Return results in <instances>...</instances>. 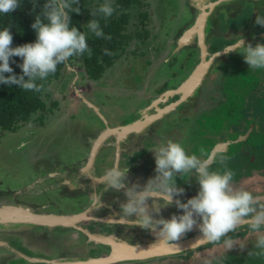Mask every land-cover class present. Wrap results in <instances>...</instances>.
<instances>
[{"label":"flooded vegetation","instance_id":"af4514ba","mask_svg":"<svg viewBox=\"0 0 264 264\" xmlns=\"http://www.w3.org/2000/svg\"><path fill=\"white\" fill-rule=\"evenodd\" d=\"M103 3L104 0H87V13L82 11L79 5L78 7L81 14H88L90 19L95 18L102 23L104 18L100 15L92 17L91 12ZM112 4L115 8L114 14L104 20L118 24V35L114 38L116 43L114 40H103V53L105 49H114V53L94 64V70H101V73L89 74L84 58L75 56L67 61L62 75L54 81L65 83V92L61 93L65 102L59 104L56 101L59 107L57 112L63 111V115L70 121L77 119L75 122L80 128L85 115L83 112H73V102H67L69 98H75L79 103L86 99L96 106L101 104L107 107L108 104L113 109H119V106L123 105L119 103L121 100L125 99V106L130 103L127 110L134 114L131 120L135 127L110 135L100 148L108 153L98 158L100 163L103 157L106 158L105 171L116 165L121 169L128 167L129 182L146 184L156 175L154 153L151 151L161 141H167L164 139L166 132L161 129L164 122L168 119L175 121V125L170 122L172 128H175L188 114H196L198 118L202 117V120L197 119L198 124L186 126L185 140H188L189 134L192 133L190 141H187V150L197 155L201 154V149L205 153H215L217 163L212 165L213 169L222 167L218 161L225 157L227 167L235 172V184L256 177L264 184V69H256V75H260L257 80L241 77L238 79L237 73H232L235 63L242 60L237 56V52L217 56L239 36H243L244 40L253 46L264 43V27L256 24L257 15L264 14V0H231L230 3L218 0H112ZM202 9L208 12L207 31L203 33L208 35V42L203 44L206 45V55L215 63L206 73L209 79L201 86L198 92L200 96L195 95L194 98L192 96L184 100L185 92H182L184 104L173 112L163 114L166 106L176 103L179 96L172 97L169 102L154 109L159 106L163 95L177 89L170 87V82L167 81L169 78L160 77L158 83V67L163 64L170 65L174 58L184 53L185 64L180 70L172 73L171 77H177L179 83L190 77L193 71L190 68L191 62L196 63L201 56L200 35L194 33L190 37V44L182 51L179 49L176 52V42L179 35H183L196 23ZM88 22L83 19L80 24L82 31L90 37L93 33L84 28ZM131 26L132 28H129ZM226 41V44L219 45ZM89 48L92 55L97 50L92 43H89ZM121 60L124 63L117 68L116 64ZM247 68L248 73L254 72L248 64ZM133 73H136L139 79L134 86L126 87L127 82L121 79ZM216 83L228 84L233 93L231 99L216 87ZM125 91L128 92L127 96H123ZM145 107L152 112L141 118L137 110ZM90 119L85 124L93 126L95 120L91 116ZM101 119L111 131L126 124L121 120L107 119L105 115ZM36 124L45 126V122ZM83 130L85 128L56 129L48 134L49 137L46 135L39 142H35L34 133L31 131V139L22 142L23 152L20 158L14 159L13 162H21L24 157L28 166H33L32 180L27 184L21 183L25 184V187L39 185L37 189L32 190L33 197L30 198L48 202L51 193H59L62 199V202L56 205L59 206V212H68L77 217L73 219L74 223L70 227L36 226L10 231L0 230V242L6 243L0 245V264H264V256L248 255L249 251L255 250L257 236L246 226L228 234L238 240L236 248L232 251L224 248L221 242L219 245L209 243L186 254L143 256L137 259L130 256L128 247L142 243L143 237L151 230L134 227L122 220L120 202L127 199L122 193H105L100 207L92 204L90 194L103 189L104 185L98 181L105 172H98V168L93 172L92 160L89 162L90 167H86L88 154L83 152L85 149H92V131ZM55 134H60L62 140H66V145L69 136L75 135L80 147L68 145L72 147L70 153L63 149L56 153V150L53 151L55 145L52 139ZM123 150L128 152L120 155ZM61 154L66 162L60 159ZM50 155H54V160L49 158ZM63 169H74V173L82 176L76 178L74 174L60 176L58 179L47 178L51 173ZM76 170L78 171L75 172ZM29 171L17 173L16 176L12 173L9 177L18 180L20 175L28 174ZM176 179L178 187L184 188L185 193L174 199L186 203L198 194L199 185L194 176L185 177V180L177 176ZM45 189L50 191L49 195H46L48 192H43ZM251 189L255 190L254 187ZM1 191L3 190L0 183ZM41 192L43 193L40 196H35ZM148 203L151 206L153 201L149 200ZM173 214L183 215V211L173 204L162 208L159 215H153L155 219H170ZM80 215L81 220L78 217ZM129 219L134 220L135 217ZM117 252H121L122 259L109 262Z\"/></svg>","mask_w":264,"mask_h":264},{"label":"clouds","instance_id":"9594fccd","mask_svg":"<svg viewBox=\"0 0 264 264\" xmlns=\"http://www.w3.org/2000/svg\"><path fill=\"white\" fill-rule=\"evenodd\" d=\"M230 3L231 0H218ZM38 0H33V7ZM80 0H46L42 11L36 15L32 28L37 33L34 43L12 47L13 34L11 26L0 30V84L17 85L25 91L41 92L43 83L49 75L55 74L58 66L65 64L72 57L87 53L92 55L87 41V33L73 26L71 13L80 14ZM75 5V7H74ZM21 6V0H0V14H11ZM112 0H104L97 9L91 12L104 19L114 14ZM256 24L264 27V14L256 17ZM97 38L111 40L105 36L99 20L93 18L84 25ZM106 55H112L107 49ZM238 52L244 57L250 70L264 69V43L253 46L239 36L233 43L220 51L221 54ZM13 57L23 60L18 67L23 75L17 76L10 66ZM9 74V75H5ZM27 77V79H25ZM154 153L156 175L146 184H133L128 181L129 168L121 169L118 165L107 169L98 183L104 185L102 190L93 191L90 199L94 206L103 204L105 193H122L127 199L120 202L121 218L134 227L151 230L163 241H179L194 228L199 229L202 237L198 241L221 244L232 251L238 240L229 236L237 229L247 227L256 234L254 251L249 256H264V196H257L252 191L237 187L234 183L235 172L227 167L226 158L218 161L222 167L213 169L217 163L215 153H190L179 141L168 139L161 141L151 151ZM177 176L195 177L199 185L196 196L182 203L175 197L183 196L185 189L178 187ZM149 200L153 203L150 206ZM159 200L160 202H157ZM175 206L183 211V215L173 214L170 219H155L162 208ZM135 217L134 220L129 219Z\"/></svg>","mask_w":264,"mask_h":264},{"label":"water","instance_id":"95a60500","mask_svg":"<svg viewBox=\"0 0 264 264\" xmlns=\"http://www.w3.org/2000/svg\"><path fill=\"white\" fill-rule=\"evenodd\" d=\"M207 14L208 12L203 11L202 9V12L200 13L196 23L190 29L184 32L183 35H179L177 38L176 52H178L179 49L182 50L183 48L188 46V44H190V37L194 35V33L200 35L199 46H200L201 56L200 59H197L195 66L192 68L193 71L190 77L186 79V81L179 83L177 89H173L167 95H163L162 98H160L159 100L160 104L159 106L158 105L155 106L154 108L155 110L157 108H160V106H163L164 104L169 102L172 97L179 96V99L178 101H176V103H170L166 106L163 114L166 112L169 113L175 111L176 108H179L181 104L183 105L184 104L183 101L187 100L189 97L193 96L194 98L195 95L199 96L200 94L198 92L201 89V86H203V83L206 79H209V77L206 76V73H208L209 68L215 63V61L213 59L208 58L205 52L206 45L204 46L203 44L204 42L205 43L208 42V35H203V33H206L207 31V25H206ZM210 78L212 79L213 77ZM193 84L195 85V87L190 89V87ZM180 85H182L181 88ZM182 92H185L184 100H183L184 94L181 97ZM83 102L85 103L84 105L88 107V109L93 111L100 118H103V113L101 112L98 106L93 105L92 103L88 102L86 99L83 100ZM137 111H139V115L141 116V118L147 117L149 113L152 112V110L146 107L142 109L140 108V110ZM134 125L135 124L132 122V120H130L129 122H126V124L123 125V127L116 128L112 131L108 129L107 125L103 128H99L97 126L96 128L90 127L91 128L90 131H92L90 133L91 135L90 141H92V149L91 150L85 149V152H83L85 155L86 152L88 154L87 155L88 162L86 167H90L91 164H89V162H91L92 160V162H94L93 172L95 168H98V172H105L104 163H107L106 158L103 157L101 163L98 162V158L100 159L101 157L100 155L103 156L104 153L106 155L108 153L104 150H101L100 148L104 146V144L106 143L105 141H107V138L110 135H115L119 130L121 132H124L130 128L135 127ZM59 128L82 129L79 127L77 122L75 121L70 122V120L63 115V111L56 115H53L51 119L46 121L45 126H40L33 122L26 125V129L32 130V132L34 133L33 135L35 137V142H39L43 137L48 135L51 131ZM83 131L88 132L89 130L85 129ZM127 152L128 150H123L121 151L120 155H123ZM77 171L78 170H76L75 172ZM74 174H76L74 173V169H63L62 171H59L57 173H51L50 175L47 176V178L52 177V179H58L60 176L63 177L64 175L74 176ZM77 176L80 177L82 176V174L81 175L76 174V176L74 177L77 178ZM74 177H72V179H74ZM260 180H261L260 178L256 177L252 180H246L237 183L235 185L237 187L250 190L257 196H264V184H262ZM37 186L39 185H33L31 187L24 186L22 188L16 189V191L13 192L10 191L0 192V230L10 231L14 229L17 230L21 228H29L36 226L39 227L46 226L47 228H53L55 226L70 227V225L74 223L73 219L77 217L76 215H72L68 212H59L57 208L59 206H56L58 203L62 202L61 195L59 193H51L50 200L48 202H40L34 198L31 199L30 197L33 194L32 190L37 189ZM252 187H254L255 190L251 189ZM43 192H48L46 195H49L50 193V191L47 189L43 190ZM43 192H41L40 194H36L35 196H40ZM81 216L82 215L78 216L79 220H81ZM201 237L202 234L200 233L198 227L194 228L191 232L183 236L179 241H175V242L163 241L154 232L149 231L143 237L142 243H138V245L128 247L129 248L128 254L130 256H133L135 259L143 256L164 257V256H173L182 253L186 254L209 244V242L198 241ZM3 244L6 243L0 242V245ZM120 258L122 259L121 252H117L116 255L112 257V259H109V262L112 260L118 261L120 260Z\"/></svg>","mask_w":264,"mask_h":264},{"label":"rangeland","instance_id":"374dc122","mask_svg":"<svg viewBox=\"0 0 264 264\" xmlns=\"http://www.w3.org/2000/svg\"><path fill=\"white\" fill-rule=\"evenodd\" d=\"M243 25H244V22H243ZM244 27L245 26H243V28ZM129 28H132V26ZM227 42L228 41H226L225 43H220L219 45L222 46V45L226 44ZM130 46H132V45H130ZM130 55L131 54L128 55V58ZM237 56H240V58H242V60L241 61L238 60V63H235V65L232 68V71H233L232 73L233 74L237 73L236 76L238 77V79L241 77L242 79H246V80H257V77H260V75L259 74L256 75V70H254V72L249 71V73H248V68H247V64L244 61V57L242 55L238 54V52H237ZM130 60H131V57L129 58V61ZM185 61H186V57H185V54L183 53L180 57L174 58L170 65L169 64H163V65L159 66L158 67L159 70L157 73L158 76L156 77L158 83L160 81V77L169 78L167 81L170 82V87H173V86L177 87L179 84L177 77H176V79H172L171 74L180 70L181 66H183L185 64ZM123 63H124L123 60L119 61L116 64V67L120 68L123 65ZM224 63H226V62H224ZM222 65H224V64H222ZM194 66H195V63L193 64V62H191L190 68H193ZM224 66H226V65H224ZM179 76H180V74H179ZM138 79L139 78L136 76V73H133L132 75L124 76V78L121 79V81L125 80L127 82V85H126V87H127L129 85L134 86V84L137 82ZM220 79H222V78H219V80ZM215 85H216V87H219V90L221 89V91L224 94H226L229 99H231L233 93H232V90L230 89V87L228 86V84L216 83ZM64 87H65V83L60 84L58 82L57 83L53 82V86L51 87V93L49 96H47V97H49L48 102H50L51 104L53 102H56V101H58L59 104H62L63 102H65L63 100V96L61 94L62 92H65ZM127 95H128V92L125 91V94L123 96H127ZM98 96L102 97L100 95H98ZM124 100L119 101L120 104H123V105L119 106V109H113L112 107L108 106V104H107V107H104L101 104H98L97 106L100 108L101 112L103 113V115L106 116L107 119H113V120L117 119V120H121L123 122H129L134 117V114H130V111L128 112L127 108L130 107V103L127 106H125L126 102ZM70 101L73 102L72 103L73 112H83V114L85 115L84 119L81 121L82 129L85 128V129L90 130L91 128H94L93 127L94 125H97L101 128L106 126V123L98 115H96L93 111L88 109V107L86 105H84L85 104L84 102L79 103V101L75 98H69V100L67 102H70ZM48 105H49V103H48ZM87 113H88V115H87ZM54 115H56V113ZM192 115H194V116L192 117ZM192 115L188 114L186 116L185 120H183L179 124V126L175 127V128H172V126L170 125V122L173 123V125H175L176 124V123H174L175 121H171L169 119L166 120L164 122L165 124L163 123L164 125H162V127H161V129L164 132H166L164 139L165 140L172 139V140L179 141L185 147L187 145H189L187 143V141L188 142L190 141L192 133L189 134L188 140H185V132L187 130L186 126L198 124L199 122L197 121V119L202 120V117L198 118V116L196 114H192ZM90 116L95 120L93 122V126H91V124L90 125L85 124V122L87 120H91ZM191 119H193V120H191ZM76 120L77 119H74V120H71L70 122L76 121ZM82 123H84V124H82ZM54 130H56V129H54ZM31 131L32 130L26 129V125H25L23 128H20L15 133H4L2 136H0V183L2 186V190L4 192H6V191L13 192V191H16V188L19 189V188L26 186L25 184L29 183L32 180V177L34 176L33 175V166L30 165V167H29L27 162H26L27 160L24 157L22 158L21 162H13L14 159L16 160V159L20 158V155L23 152L22 150L24 147V145H22V142L28 141L29 139H31V137H32V135L30 134ZM49 136L50 135H48V137ZM74 136L75 135L69 136L68 144L66 145V140H62V136L60 134L53 135L52 136L53 145H55V149L53 151L56 150V153H57L59 151H62L60 149H63V151H67V153H70V150L72 149V147L68 146V145H73V146H76L79 148L80 147L78 145L79 142H78L77 138H75ZM191 144L193 145L194 142H191ZM62 154H63V152H62ZM62 154L60 156V159H62L64 162H66L65 158L62 157ZM49 158H51V160L52 159L54 160L55 157H54V155H50ZM27 170H30L28 172V174L20 175L18 177V180H15V179L12 180L9 177L12 173H13V175L16 176L17 173H23ZM35 174H37V172H35ZM21 183H25V184H21ZM239 264H251V263L239 262Z\"/></svg>","mask_w":264,"mask_h":264},{"label":"trees","instance_id":"16d2710c","mask_svg":"<svg viewBox=\"0 0 264 264\" xmlns=\"http://www.w3.org/2000/svg\"><path fill=\"white\" fill-rule=\"evenodd\" d=\"M46 0H38L37 6L33 7V0H21V6L11 14H0V30L3 28L11 26V31L13 34V44L12 47L22 46L27 43H34L37 39V33L32 28V24L35 22L36 15H39L42 11L43 5ZM79 6L85 13L87 10V0H80ZM75 7V5H74ZM90 21V15H79L71 13V22L73 26L81 28V20ZM93 19V18H92ZM100 23L105 36H111V40H106L103 38H97L94 34L87 37V41L95 45V52L89 57L87 53L82 55L84 58L85 67L89 70V74L97 75L101 73V70H94V64L100 63L101 59L106 58L102 51L103 40L111 42L114 40L117 34V25L114 22H109L104 19ZM116 40V39H115ZM114 42L116 43V41ZM88 43V45H89ZM105 42V46H106ZM113 50L110 52L112 53ZM114 53V52H113ZM112 53V54H113ZM74 58V57H72ZM10 66L13 68L14 73L17 76L23 75L22 70L18 67L19 64L23 63L20 57H13ZM67 63V62H66ZM65 63V64H66ZM65 64L58 66L55 74L49 75L45 81H37V83H43L44 89L41 92L25 91L20 89L17 85H5L0 84V136L4 133H15L20 128H23L29 123L45 122L49 120L55 113L58 114V104L49 101V96L51 93V87L53 82L58 79L65 68ZM96 73V74H95ZM6 76L9 74H5ZM27 79V77H25ZM49 103V105H48ZM62 112V111H60ZM38 125V124H37Z\"/></svg>","mask_w":264,"mask_h":264},{"label":"bare ground","instance_id":"6f19581e","mask_svg":"<svg viewBox=\"0 0 264 264\" xmlns=\"http://www.w3.org/2000/svg\"><path fill=\"white\" fill-rule=\"evenodd\" d=\"M195 87V85L193 84L191 87H190V89H192V88H194ZM110 134V133H109Z\"/></svg>","mask_w":264,"mask_h":264}]
</instances>
